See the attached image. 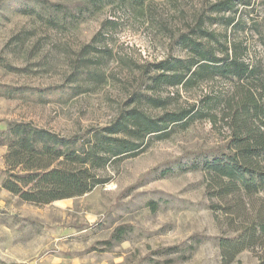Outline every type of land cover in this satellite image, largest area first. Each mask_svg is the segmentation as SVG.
Returning <instances> with one entry per match:
<instances>
[{
    "label": "rangeland",
    "instance_id": "obj_1",
    "mask_svg": "<svg viewBox=\"0 0 264 264\" xmlns=\"http://www.w3.org/2000/svg\"><path fill=\"white\" fill-rule=\"evenodd\" d=\"M220 1L0 0V57L17 69L0 68V83L83 90L47 104L0 98V129L29 122L68 136L108 127L134 106L155 118L193 105L202 111L188 126H171L167 139L147 138L138 155L110 163L100 171L106 185L46 206L1 187L7 148L0 147V264H223L217 240L230 232L226 217L212 209L218 200L207 173L193 168L203 165L201 153L226 143L224 100L233 97L235 81L216 77L190 88H153L149 79L160 62L190 56L183 36L212 46L228 40L240 46L245 62L264 66L260 0L238 3L237 13H216L211 7ZM201 28L215 39L201 38ZM75 70L99 77L79 80ZM138 92L164 103L135 102ZM118 228L126 231L121 241L113 238ZM256 262L245 252L232 264Z\"/></svg>",
    "mask_w": 264,
    "mask_h": 264
},
{
    "label": "trees",
    "instance_id": "obj_2",
    "mask_svg": "<svg viewBox=\"0 0 264 264\" xmlns=\"http://www.w3.org/2000/svg\"><path fill=\"white\" fill-rule=\"evenodd\" d=\"M86 1L95 5L101 2ZM128 1L142 6L146 0ZM238 3L249 5L251 2L222 0L211 9L216 13H237L234 8ZM260 4L264 7V0H260ZM53 7L59 13L65 11L61 5ZM226 21L234 24L236 20L228 18ZM199 32L201 38L215 39L213 33L203 28ZM215 41L216 46H212L183 36L180 44L190 56L160 62L149 79L153 88H190L216 77L235 81L233 97L224 100L228 111L222 118L230 131L226 143L201 153L199 157L204 163L201 166L196 162L193 169L201 167L207 173L212 196L218 200L212 204V209L224 212L226 217L230 232H224L217 240L223 264L234 263L245 252H253L256 264H264V66L245 62L240 46L230 47L228 40ZM0 68L17 71L2 57ZM74 76L79 80L99 77L97 73L80 70H75ZM71 91L79 94L83 90L81 86L31 88L0 83V98L40 104L66 101ZM134 97L135 102L153 107H161L164 103L142 92ZM196 106L169 111L159 118L134 106L123 111L108 127L68 136L29 122H9L5 129H0V147L7 148L1 187L37 206L82 197L109 183L100 171L110 163L138 155L147 138L167 139L172 133L171 126H188L202 114ZM206 115L214 121L217 118L211 111ZM125 233L124 228H118L113 238L121 241ZM197 243L202 240L198 239ZM176 249L167 248L166 251Z\"/></svg>",
    "mask_w": 264,
    "mask_h": 264
}]
</instances>
